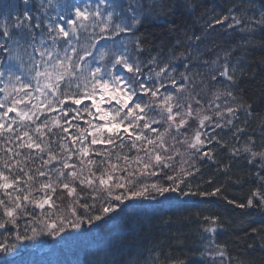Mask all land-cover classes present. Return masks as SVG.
Listing matches in <instances>:
<instances>
[{"label": "snow or ice", "instance_id": "1", "mask_svg": "<svg viewBox=\"0 0 264 264\" xmlns=\"http://www.w3.org/2000/svg\"><path fill=\"white\" fill-rule=\"evenodd\" d=\"M254 214L264 0H0V264H264Z\"/></svg>", "mask_w": 264, "mask_h": 264}, {"label": "trees", "instance_id": "2", "mask_svg": "<svg viewBox=\"0 0 264 264\" xmlns=\"http://www.w3.org/2000/svg\"><path fill=\"white\" fill-rule=\"evenodd\" d=\"M211 3H214L216 5H221L225 2V0H210ZM237 195H243V193L238 192L236 189L232 190ZM213 208L215 209V204L213 205ZM223 212V209H220ZM231 209H228L227 212H223V214L228 215L231 213ZM257 223H259L262 219L256 217V214H254L253 217ZM237 222H239L241 219L247 220L251 218H242L239 216L238 211L237 215L235 217ZM185 231H188V229H185ZM226 237H221V239H225ZM30 244L29 252L26 254L25 258L28 260H35L37 261V264L41 261H50L55 262L59 260H65V259H75L76 257L70 255V254H62L57 251H49L47 248H39L35 246V242H28ZM80 259H83V253L80 254Z\"/></svg>", "mask_w": 264, "mask_h": 264}, {"label": "bare ground", "instance_id": "3", "mask_svg": "<svg viewBox=\"0 0 264 264\" xmlns=\"http://www.w3.org/2000/svg\"><path fill=\"white\" fill-rule=\"evenodd\" d=\"M256 217H258L260 219H264V217H261L259 214H256Z\"/></svg>", "mask_w": 264, "mask_h": 264}]
</instances>
